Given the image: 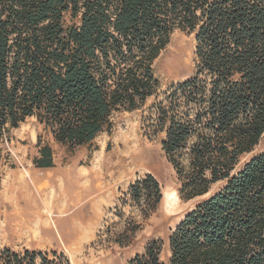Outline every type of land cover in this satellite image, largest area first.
Returning a JSON list of instances; mask_svg holds the SVG:
<instances>
[{
	"label": "trees",
	"instance_id": "16d2710c",
	"mask_svg": "<svg viewBox=\"0 0 264 264\" xmlns=\"http://www.w3.org/2000/svg\"><path fill=\"white\" fill-rule=\"evenodd\" d=\"M176 29L194 34L195 70L152 104L151 126L179 197L200 199L166 262L151 240L129 264H264V0H0V139L35 117L69 150L91 143L157 93L153 64ZM40 143L32 163L51 168ZM126 196L144 221L162 192L146 173ZM139 228L130 215L108 241L127 246ZM51 255L4 246L0 264H68Z\"/></svg>",
	"mask_w": 264,
	"mask_h": 264
},
{
	"label": "rangeland",
	"instance_id": "374dc122",
	"mask_svg": "<svg viewBox=\"0 0 264 264\" xmlns=\"http://www.w3.org/2000/svg\"><path fill=\"white\" fill-rule=\"evenodd\" d=\"M195 44L193 33L176 29L153 64L157 93L141 108L116 113L112 127L87 145L67 149L35 117L0 139V248L40 250L49 258L56 251L68 264H129L148 241L161 240V260L166 262L169 233L200 198L179 197L175 172L161 146L164 132H154L151 126V106L192 75ZM38 139L52 148L51 168L32 163ZM263 147L264 136L256 148ZM146 173L158 180L162 198L142 221L122 200L129 186ZM172 191L177 200L167 197ZM130 215L141 228L127 246L110 243L109 236L121 231Z\"/></svg>",
	"mask_w": 264,
	"mask_h": 264
},
{
	"label": "bare ground",
	"instance_id": "6f19581e",
	"mask_svg": "<svg viewBox=\"0 0 264 264\" xmlns=\"http://www.w3.org/2000/svg\"><path fill=\"white\" fill-rule=\"evenodd\" d=\"M167 197L172 198V200H177V195L175 194L174 191L168 193Z\"/></svg>",
	"mask_w": 264,
	"mask_h": 264
}]
</instances>
